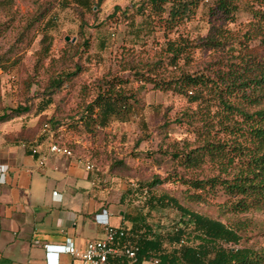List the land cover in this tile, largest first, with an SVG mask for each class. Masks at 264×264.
<instances>
[{
	"label": "trees",
	"instance_id": "16d2710c",
	"mask_svg": "<svg viewBox=\"0 0 264 264\" xmlns=\"http://www.w3.org/2000/svg\"><path fill=\"white\" fill-rule=\"evenodd\" d=\"M16 1L0 0V9L6 12L0 15V34L17 16ZM93 1L98 8L103 2L75 0L79 7L91 9ZM200 8L208 27L205 34H194L188 24ZM240 11L251 19L239 29L231 27ZM49 12L39 4L14 26L17 44L28 42L29 46L39 31L42 38L33 71L21 80L25 95L19 96L18 105H3L0 95V122L30 111L27 94L33 85L45 94L47 104L51 95L90 70L85 64L89 44L85 39L69 43L59 57L51 54ZM118 13L128 24L133 43L123 45L121 57L115 58L117 69L110 67L83 83L66 115L58 107L45 123L55 135L65 126L96 137L99 129L113 122L127 123L142 116L141 92L148 84L179 95L184 105L173 120L164 116L163 124L186 125L193 139L173 141L164 150L176 164L169 178L188 186L187 200L204 201L223 190L229 197L225 209L234 214L264 209V0H144L124 9L116 5L108 18ZM147 36L154 39L150 48H146ZM137 43H142L139 49ZM17 62V57L0 54V66L6 71ZM126 72L129 77L122 75ZM24 130L5 138L22 140ZM115 167L116 163H109V171L118 174ZM162 182L156 177L147 183V191ZM130 192L128 188L123 202ZM168 205L179 212L176 220L159 225L148 222L154 209ZM147 210H125L124 220L131 226H121L126 230L121 241L135 250V257L122 252L111 259L112 264H264V243L249 244L245 219L224 222L169 194L151 195Z\"/></svg>",
	"mask_w": 264,
	"mask_h": 264
},
{
	"label": "rangeland",
	"instance_id": "374dc122",
	"mask_svg": "<svg viewBox=\"0 0 264 264\" xmlns=\"http://www.w3.org/2000/svg\"><path fill=\"white\" fill-rule=\"evenodd\" d=\"M143 1L103 0L99 8L93 1V9L79 7L75 0L16 1L14 11L17 12V16L0 34V54L5 53L7 58L14 59L17 57L18 59L17 64L7 71L0 66V95L3 105L16 107L19 103V96L25 95L24 91H21V80L33 71L34 54L40 47L42 33L39 31L29 46L27 45L28 42L20 45L16 43L18 31L14 29V26L23 15H30L39 4H41V9H50L51 24L47 30L53 37L51 54L59 57L69 43H83L85 39L89 43L84 55L85 58L88 56L85 64L90 67L89 71L77 77L69 87L64 86L51 95V102L47 104H45L47 99L45 94H42V90L33 85L27 94L29 95L27 102L31 105L30 111L15 117L16 123L22 121L20 118L23 121L33 120V125L29 126L28 130L24 126L22 129L25 130L21 134H40L45 122H48L58 107L62 110L61 113L66 115L65 113L77 99L78 91L83 83L93 81L110 67L113 70L117 69L115 58L121 57L123 45L130 46L133 42L130 41L128 24L123 16L120 13L113 18H108V16L114 11L116 5H120L124 9L133 3L139 4ZM4 13L6 12L0 9V15ZM250 19L251 16L248 13L240 11L237 22L231 24V27L239 29ZM140 20L141 18L137 17V21ZM206 21L204 9L200 8L188 26L194 34L198 32L205 34L208 27ZM66 36H70V40H66ZM74 37L76 38L75 41H73ZM160 37L161 34H158V38ZM146 40V48L154 45L152 36H147ZM141 44L137 43L135 47L139 49ZM16 45L20 46L16 47ZM122 75L129 77L130 74L126 72ZM141 94L142 102L145 103L142 116L138 115L127 123L113 122L110 126L99 129L96 137L87 136L82 134L81 130L69 129L64 126L59 129L55 138L56 142L71 146L78 153L86 154L90 160L98 164L108 167L109 163H116L114 171L122 176L128 188L131 189L123 203L127 213H134V210L138 208L147 213L148 199L151 195L169 194L177 197L179 201L192 209L220 218L224 222L233 223L238 219L247 220L246 235L249 244H263L264 209H252L246 213L234 214L225 209L229 197L223 190H218L215 194L207 196L204 201L187 200L185 191H188V186L179 180L175 181L169 178L168 175L174 171L176 164L164 150L173 141L181 142L183 139H193V134L186 125H179L174 122H171L170 125H164V116H168L167 120H173L177 112L181 110L185 100L171 92L154 90L150 84ZM2 112L0 109V113ZM25 124L27 125V122ZM13 132L17 131L7 132L4 136L6 137L8 133ZM14 133L11 138L16 137ZM82 144H86L89 152L86 153L82 150ZM156 177L161 178L163 182L147 191V183H151ZM189 192L195 193V190L191 189ZM178 217L177 209L168 205L165 208L154 209L152 215L148 216V222L158 225L159 223L168 224L170 220H176ZM126 221V225L130 227L131 222ZM121 253L122 250L120 249Z\"/></svg>",
	"mask_w": 264,
	"mask_h": 264
},
{
	"label": "crops",
	"instance_id": "0c3cea01",
	"mask_svg": "<svg viewBox=\"0 0 264 264\" xmlns=\"http://www.w3.org/2000/svg\"><path fill=\"white\" fill-rule=\"evenodd\" d=\"M20 119L0 124V162L7 166L0 183V264H43L46 249L39 241L63 245L70 239L83 248L89 240L103 238L106 226L97 219L103 211L111 225L126 224L128 185L122 176L95 161L96 170H89L84 162L51 152L48 133L6 140L5 133L33 125L32 119ZM81 148L89 152L86 144ZM58 258L59 264H81L70 253Z\"/></svg>",
	"mask_w": 264,
	"mask_h": 264
},
{
	"label": "built area",
	"instance_id": "2783aa9c",
	"mask_svg": "<svg viewBox=\"0 0 264 264\" xmlns=\"http://www.w3.org/2000/svg\"><path fill=\"white\" fill-rule=\"evenodd\" d=\"M41 133H48L50 138L48 140V147L51 152L75 158L79 162H84L87 169L96 170L97 164L94 161H90L84 156L76 154L70 147L56 142L54 140V132L50 129L48 123L44 124ZM6 171L7 166L0 162V183L4 181ZM97 219L106 226L105 236L89 240L83 248L75 247L70 239L63 245H52L39 241L38 244L43 245L46 249V259L43 264H59L58 257L61 252L70 253L79 258L81 264H112L111 259L120 254V249L130 258L135 257V250L128 246L127 243L121 241L125 236L126 230L123 227L111 225L106 211L99 214Z\"/></svg>",
	"mask_w": 264,
	"mask_h": 264
},
{
	"label": "water",
	"instance_id": "95a60500",
	"mask_svg": "<svg viewBox=\"0 0 264 264\" xmlns=\"http://www.w3.org/2000/svg\"><path fill=\"white\" fill-rule=\"evenodd\" d=\"M66 40H70V36H66ZM75 40H76V38L74 37L73 41H75Z\"/></svg>",
	"mask_w": 264,
	"mask_h": 264
}]
</instances>
